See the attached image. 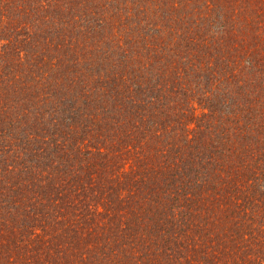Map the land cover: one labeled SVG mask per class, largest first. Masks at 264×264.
Here are the masks:
<instances>
[{"label": "trees", "instance_id": "obj_1", "mask_svg": "<svg viewBox=\"0 0 264 264\" xmlns=\"http://www.w3.org/2000/svg\"><path fill=\"white\" fill-rule=\"evenodd\" d=\"M0 264H264V0H0Z\"/></svg>", "mask_w": 264, "mask_h": 264}]
</instances>
